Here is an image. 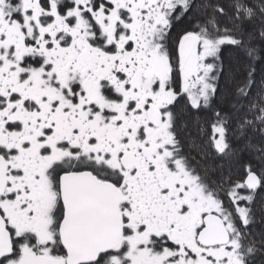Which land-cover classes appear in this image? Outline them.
I'll list each match as a JSON object with an SVG mask.
<instances>
[{
    "label": "snow or ice",
    "instance_id": "obj_1",
    "mask_svg": "<svg viewBox=\"0 0 264 264\" xmlns=\"http://www.w3.org/2000/svg\"><path fill=\"white\" fill-rule=\"evenodd\" d=\"M257 39L264 0H0V264L264 256V146L230 140L264 137Z\"/></svg>",
    "mask_w": 264,
    "mask_h": 264
},
{
    "label": "trees",
    "instance_id": "obj_2",
    "mask_svg": "<svg viewBox=\"0 0 264 264\" xmlns=\"http://www.w3.org/2000/svg\"><path fill=\"white\" fill-rule=\"evenodd\" d=\"M225 4L227 3V0H224ZM187 26V18H185L184 21L178 23L176 25V30H179L181 28H184ZM243 28L245 32H251L253 31L251 25L244 24ZM256 35L258 36V30L256 31ZM255 43L258 47L264 48V41L256 40ZM237 52L232 49L231 47H226L222 52V58L224 60V63L226 66H231L233 69H236L237 67H240L235 62V59L237 57ZM246 75L243 71H240L237 73V78H243V76ZM264 77V59L258 60L255 64V78L257 81V85H259V82L261 78ZM235 89L234 83H226L225 80L222 78L220 81V90L217 93V96L213 103L214 109H222L226 112H232V127L234 128L236 126V122L244 117V114L247 112L248 108V101L246 100L244 102V108L241 109L238 112H234L231 108V104L233 101V92ZM256 88L252 89L253 95L250 97V99H256L255 97ZM201 117L204 120H210L212 117V111H207L200 114ZM247 118H251L249 115ZM189 132L194 136L195 135V129L192 127L191 122L189 123ZM186 140V150H187V137H185ZM231 144L234 150H236V155L233 157V160L235 162V165L238 167L240 164H243L244 162H251L254 166L258 164V161L255 159L256 151L255 149H249L246 147V145L250 142L252 145L255 146L256 149L260 148L261 146H264V137H262L259 132H252L249 130L248 135L246 137L241 138L239 133H236V135H230ZM264 195V193H262ZM259 200V197H258ZM254 230L257 233H260L264 231V224L260 223V216L257 215V223L255 225ZM254 264H264V256H257L255 258Z\"/></svg>",
    "mask_w": 264,
    "mask_h": 264
}]
</instances>
